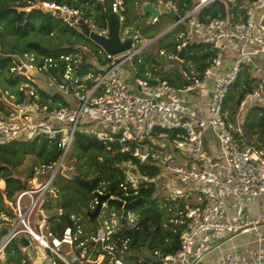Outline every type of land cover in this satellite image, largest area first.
<instances>
[{"label": "built area", "instance_id": "2783aa9c", "mask_svg": "<svg viewBox=\"0 0 264 264\" xmlns=\"http://www.w3.org/2000/svg\"><path fill=\"white\" fill-rule=\"evenodd\" d=\"M216 1L234 4L239 0H196L183 17L154 39L142 42L137 33L121 28L123 0H111L121 41L131 40V48L117 57L102 51L105 64L90 87L86 82L92 76L78 75L80 52L57 59L33 53L15 57L11 72L26 76L29 83L18 87L20 95L5 92L1 96L5 106L0 111V146L39 137L55 144L60 155L55 163L34 168L32 177L25 181L29 187L16 193L14 202L9 203L14 217L0 239V264L5 259V248L19 238L28 242V246H21L22 253L30 256L29 251H34V258H28L30 264H264V239L257 231L264 214L252 219L247 212L251 201L264 197V147L261 143L260 147L251 145L242 128L250 109L264 108V0L240 6L242 14L238 11L200 23L197 14ZM154 5L176 10L169 0H158ZM34 8L51 11L71 26L77 27L79 22L77 12L66 6L37 3ZM157 22L155 17L148 24ZM181 26L184 28L176 37V54L193 42H206L217 50L203 73L196 74L188 64L185 78L189 84L183 87L145 74L134 79L135 88L130 89L119 77L120 67L140 64V59L135 64L133 60L155 40ZM97 34L107 36V30ZM59 64H63V70ZM244 70L248 71V85L240 91L231 120L226 98ZM35 85L48 96L79 89L81 95L77 92L75 96L80 105L78 109H67L53 100H44ZM94 116L100 119L99 124L111 122L119 128L77 130L79 124H91ZM78 132L93 136L112 154L126 156L113 164L121 172L122 182L118 194H108L109 199L129 204L139 199L142 189L152 187L175 202L174 223L181 226L175 254L162 256L154 252L150 260L142 258L141 245L123 235L134 227L138 215L128 211L123 224L122 214L119 220L114 214L105 218L106 202L95 218V232L85 235L80 226H67L57 234L50 228L49 215L41 205L47 194L55 193L53 181L72 152ZM168 148L187 158L175 165ZM146 165L159 172L141 173L139 167ZM105 194L97 184L91 210L97 204L96 195ZM230 209L238 221L232 220ZM252 232L257 237L255 252L233 251L219 262L205 261L212 247L224 241H218L223 234H233L229 239Z\"/></svg>", "mask_w": 264, "mask_h": 264}, {"label": "trees", "instance_id": "16d2710c", "mask_svg": "<svg viewBox=\"0 0 264 264\" xmlns=\"http://www.w3.org/2000/svg\"><path fill=\"white\" fill-rule=\"evenodd\" d=\"M158 0H123L124 10L122 12L124 20L128 19L126 13L128 6L141 5L143 3L155 4ZM175 5L176 10L173 12L176 17H183L193 7L192 0H169ZM251 0H239L236 3L216 1L211 5L203 8L196 16L200 22H208L214 18H226L230 13L240 14V6L249 3ZM37 3H54L58 6L77 12V19L85 22L88 26L92 25L99 31H106L109 27L108 0H0V94L5 92L17 96V89L23 83H29L26 76L12 73L14 60L16 56L33 53L46 58L57 59L63 55H71L79 52L77 47L89 48L96 57L97 67L87 63V58L81 53L82 64L78 75L84 76L90 74L92 77L86 82L90 87L93 79L101 72L105 64L104 55L101 49L93 42L85 38L75 26L65 23L59 16L51 15L44 11L34 8ZM165 14L158 18V22L149 25L143 24V28L134 29L133 33H138L147 39H154L160 29L161 21L165 17L174 20L170 14ZM146 15H142L145 21ZM127 22V21H126ZM174 22V21H173ZM184 26L179 27L176 31L167 33L172 35L174 40L173 50L177 44V34L183 30ZM154 35V36H151ZM166 35V34H165ZM165 35L157 40L162 41ZM55 37L59 43L54 45H45L36 40H29V37ZM66 38V40H63ZM63 41L65 45H63ZM140 40V39H139ZM176 53V52H175ZM215 50L211 44L206 42H193L187 48L184 56V62L181 67L185 73H188V64H190L196 74H202L211 60L216 56ZM175 56V55H173ZM171 60H169L170 63ZM152 57L140 63L137 77H144L147 68L154 64ZM60 70H63V64H59ZM179 70V69H178ZM172 71V70H170ZM173 70V73L175 74ZM169 84L180 88L189 84V80L184 81L176 78H166ZM244 85H248V71L244 70L238 77L237 81L231 87L226 98V108L230 111L231 120L234 116L235 106L240 99V91ZM42 99L59 101V95L48 96L38 90ZM233 100L232 109L228 108L229 102ZM4 103L0 97V111L4 109ZM242 128L251 145L258 146L261 143L264 147V108H252L244 116ZM260 147V146H258ZM74 149L79 150L83 164L75 170L76 176L86 182H92L98 179L99 186L104 189L106 194H118V184L122 182V174L114 168L115 161L126 158L125 155L112 154L106 150V147L98 142L93 136L84 132H78L75 138ZM59 150L56 145L49 143L44 138H34L29 141L15 140L0 146V181L4 182V190H0V239L7 233L8 223L14 215L9 203L14 202L16 193L25 189V182L15 176V171L23 165L27 158L32 159V167L48 166L55 163L59 157ZM139 170L143 174L155 175L159 172L158 168L152 166H140ZM33 169L30 176L33 175ZM3 187V183H0ZM53 192L47 194L41 205V209L48 213V222L50 228L59 234L63 228L80 226L83 234L95 232L98 223L89 221L90 225H85L79 217L81 214L87 217L91 210L90 204L94 196L87 190L75 184L71 178H63L62 175L56 176L52 184ZM160 192H156L152 187L142 189L140 192L141 204L137 208L138 219L134 227L124 231L126 238L134 239L141 247H145L148 256L145 260H150L149 256L154 252H161L162 256L175 254L180 245L181 226L174 223L177 219L175 202L167 199ZM57 212H60L57 215ZM89 220V219H88ZM22 244L20 240H13L4 250L3 264H30L28 256L21 251Z\"/></svg>", "mask_w": 264, "mask_h": 264}, {"label": "rangeland", "instance_id": "374dc122", "mask_svg": "<svg viewBox=\"0 0 264 264\" xmlns=\"http://www.w3.org/2000/svg\"><path fill=\"white\" fill-rule=\"evenodd\" d=\"M128 11L126 13V17L128 16V19L125 21H123L121 23V28L122 30H129V33H133L134 29H138L139 28H143V24L147 23V21L150 18V15L147 14V18L144 21L142 19V15H146L141 13L142 11L139 10V5L137 6H133V4L129 5L128 7ZM171 23V19H169L168 17H165L162 21H161V25L159 26L160 29L157 32V34L163 32V30L166 28V26ZM91 31L95 32V33H99V31H97L94 27H92L90 25ZM151 36H154L151 34ZM164 36V35H163ZM162 36V37H163ZM155 38V37H154ZM29 40H36L39 41L45 45H54L59 43V40H57L55 37L51 36V37H29ZM139 39H146V40H150L147 39L146 37H143L142 35L139 34ZM153 39V38H152ZM197 39V38H196ZM63 40H66V38H64ZM63 45L65 41H63ZM198 40V39H197ZM141 44H137L136 47L140 46ZM174 47V40L172 35H165V38L160 41L157 42L153 45H151L150 48H148L147 50H145L140 56L136 57L133 62L135 64L136 59H140L142 63H144V61L150 57L153 58V60L158 61L160 63H162V67L160 70H158L157 73H155L156 75H159V77H163L165 76L166 78H176V82L178 83L179 80L184 81L185 80V76H184V70L183 68L180 66L179 70L175 71V74L173 73V71H170V64H169V58L168 56H177L178 54H176L173 50ZM83 48V47H82ZM81 47H77V50L82 53L83 55L86 56L87 58V63H90L92 65H94L95 67H97V62H96V57L93 55V53L90 51V49L87 47L86 51H84ZM160 50L163 51V54L160 55ZM141 66V65H139ZM139 66L137 67H132V65L130 63L124 64L120 67L119 69V76L124 77L125 76V82L128 84L130 89H134V83L133 80L137 78V76L135 75L137 70L139 71ZM139 77L142 78V76L139 75ZM179 84V83H178ZM52 89H55V86H51ZM80 93L79 89L76 90H71L69 93L64 94V93H60L59 94V101H56V104H59L61 107L63 108H67V109H78L80 102L77 96H75V93ZM81 95V93H80ZM234 105L233 100H231L228 104V108L232 109ZM230 113V111H229ZM100 121L99 118H97L96 116H94V118L92 119V123L91 124H79L78 125V129L77 130H84V131H88V130H94V131H109L110 129L113 128H119L117 125L112 124L111 122H107V123H103V124H99L98 122ZM75 144V143H74ZM168 153H170L174 159V164L178 165L181 164L182 161L184 159H186L187 157L185 156L184 153L182 152H175L173 151L172 148H168ZM83 164L82 158L80 157V152L79 150H75L74 147L72 149V152L70 153V155L68 156L67 160L65 161L63 168L61 169V171L59 172L58 175H62L63 178H71L75 173V170L77 167H81ZM36 167L39 166H34L32 167V159L31 158H27L25 160V162L23 163L22 166H20L18 169H16L15 171V176L22 180L23 182L27 181L30 177V172L31 170ZM57 175V176H58ZM3 183V187L0 186V190L3 191L4 190V182L0 181V183ZM164 187L167 188L168 187V183L165 181L164 182ZM161 196L163 195V192H160ZM164 196V195H163ZM165 197V196H164ZM251 207L247 208V212L250 214L251 218H255V216H260L262 214H260L261 208L264 211V197L260 198V199H255L253 201L250 202ZM93 205V200L90 204V207ZM139 207V206H138ZM137 207V208H138ZM137 208L134 210H131L130 212L134 213L135 215H137ZM246 213V211H245ZM110 214H114V219L119 220L120 216L122 214V211L114 206H110V207H106L103 210V215L105 218H109ZM230 216L232 217L233 221H238L237 218H235L233 216V211L230 209ZM75 218H79L80 222L82 220V222L87 225L89 222V220L86 218V216L83 214H81L79 217H75ZM138 219V217L136 218ZM90 225V224H88ZM1 227V226H0ZM259 228V226H258ZM233 234L230 233H226L223 234L222 236H220L218 241H222L225 240L226 238H228L229 236H232ZM239 236V235H237ZM242 236L241 238L236 237L233 239V241L231 243H229V245L231 244H236L238 246H241V248L238 249H245V252H255L257 245L252 241L255 238V234L252 232L250 234H246V235H240ZM36 251V250H35ZM37 252V251H36ZM77 252V251H75ZM145 254H148L146 251V248L144 247L143 249H141L140 251V255L143 257ZM29 255L34 258V251H29ZM87 264V263H86Z\"/></svg>", "mask_w": 264, "mask_h": 264}, {"label": "water", "instance_id": "95a60500", "mask_svg": "<svg viewBox=\"0 0 264 264\" xmlns=\"http://www.w3.org/2000/svg\"><path fill=\"white\" fill-rule=\"evenodd\" d=\"M196 0H192L193 4H195ZM108 11H109V27L107 29V36L99 35L93 31H91V28L83 21H79L77 24V30L88 40L93 42L96 46H98L101 51L104 53L112 56L117 57L124 53H126L131 48V40L127 39L124 42L121 41L120 38V24L118 20V16L116 14H113L111 12V0H108ZM141 11L143 14L150 15L149 20H153L155 17H159L163 14H170L174 21L178 19V17L175 16L173 12L170 11V8L163 7V6H154L150 3H143L141 5ZM46 13H49L52 15L51 11H46ZM187 53V49L182 50L178 53L177 57L172 59L170 61V70H178L180 68V64L182 60L184 59L185 54ZM15 64L18 65V62H15ZM1 97V94H0ZM71 180L80 186L81 188L87 190L89 193L94 194V190L98 184V179H93L92 182H86L84 180H81L78 176L73 175L71 177ZM28 188L29 186H25ZM97 204L94 208V210L89 211L87 213V217L89 221L94 222L96 216L99 214L102 208V204L106 202L107 207L114 206L119 209H122V224L124 223V217L128 211L136 209L141 204V199H137L133 201L132 203L123 205L122 202L117 200H111L109 199V195L105 194L103 196H97ZM20 243L23 246H28V242L24 238H19Z\"/></svg>", "mask_w": 264, "mask_h": 264}, {"label": "crops", "instance_id": "0c3cea01", "mask_svg": "<svg viewBox=\"0 0 264 264\" xmlns=\"http://www.w3.org/2000/svg\"><path fill=\"white\" fill-rule=\"evenodd\" d=\"M142 5V4H141ZM141 5L139 6V10L141 11ZM154 5V4H153ZM142 13V12H141ZM164 15V14H163ZM163 15H160L159 17H161V16H163ZM165 16H168V15H166L165 14ZM158 17V18H159ZM172 17V16H171ZM169 18V17H168ZM170 19V18H169ZM149 21V20H148ZM148 21H147V24H148ZM173 21L174 20H171V23H169L167 26H166V28L164 29V30H166L172 23H173ZM163 30V31H164ZM138 34V33H137ZM159 35V33L157 34V35H155V37L156 36H158ZM200 36V35H199ZM199 36H197V37H199ZM142 42H145V41H148V40H146V39H140ZM151 40V39H150ZM155 43H157V40H155L153 43H151L148 47H147V49L148 48H150L151 47V45H153V44H155ZM146 49V50H147ZM145 51V50H144ZM143 51V52H144ZM160 52H163L162 50H160ZM169 58V57H168ZM141 61V60H140ZM142 63V62H141ZM139 65V64H138ZM163 65H162V63H160V62H158V61H156V59H155V62H154V64H153V66L152 65H150L148 68H147V70L144 72V75L146 74V75H149V77H152V78H154V77H159V75H156L155 73H157L158 72V70H160L161 69V67H162ZM136 67V66H135ZM120 77V76H119ZM121 79L122 80H125V76L124 77H121ZM257 199H259V198H257ZM261 213L260 214H264V211L262 210V208H261ZM258 217V215L257 216H255V218H257ZM258 233H259V236L260 237H262L263 239H264V222L263 223H261L260 224V226H259V228H258ZM243 235H246V234H243ZM236 237H239V238H241L242 236H236ZM236 237H234V238H236ZM234 238H229V239H225L223 242H221L220 244H218V245H216V246H213L212 247V249L209 251V253L207 254V256H206V259H205V261L207 262V263H213V262H219V261H221V260H223L224 258H226L230 253H232L233 251H246L245 249H238V248H241V246H238V245H236V244H231V245H229V243H231L232 241H233V239ZM256 239H257V237L255 236V238H254V240L252 241V243L254 242V243H256ZM263 243H264V240H263ZM142 249H143V247H142ZM250 253V252H249ZM27 255V254H26ZM28 256V255H27ZM148 256V254H145L142 258H144V259H146V257ZM150 257V256H149ZM28 258L30 259V260H32V257L31 256H28Z\"/></svg>", "mask_w": 264, "mask_h": 264}, {"label": "clouds", "instance_id": "9594fccd", "mask_svg": "<svg viewBox=\"0 0 264 264\" xmlns=\"http://www.w3.org/2000/svg\"><path fill=\"white\" fill-rule=\"evenodd\" d=\"M155 6V5H154ZM150 21V20H149ZM90 27V26H89ZM160 39V38H159ZM169 57V56H168ZM169 60H172V59H169ZM184 60V59H183ZM182 64H180V66H181Z\"/></svg>", "mask_w": 264, "mask_h": 264}]
</instances>
